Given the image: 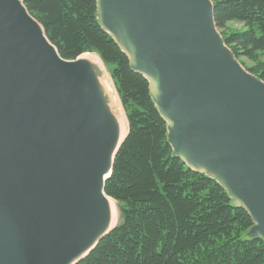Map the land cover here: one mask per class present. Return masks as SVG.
Instances as JSON below:
<instances>
[{"label": "water", "instance_id": "1", "mask_svg": "<svg viewBox=\"0 0 264 264\" xmlns=\"http://www.w3.org/2000/svg\"><path fill=\"white\" fill-rule=\"evenodd\" d=\"M97 7L149 83L173 156L215 180L264 242V82L225 44L212 0ZM80 58L60 56L23 0H0V264H79L115 229L105 186L128 135L103 73Z\"/></svg>", "mask_w": 264, "mask_h": 264}, {"label": "trees", "instance_id": "2", "mask_svg": "<svg viewBox=\"0 0 264 264\" xmlns=\"http://www.w3.org/2000/svg\"><path fill=\"white\" fill-rule=\"evenodd\" d=\"M212 1L218 30L232 22L246 27L223 40L237 59L258 63L253 72L264 82V0ZM23 2L63 59L90 52L117 66L113 78L129 122L105 186L121 223L79 264H264V242L247 237L249 214L215 180L173 156L149 83L100 26L97 0Z\"/></svg>", "mask_w": 264, "mask_h": 264}, {"label": "bare ground", "instance_id": "3", "mask_svg": "<svg viewBox=\"0 0 264 264\" xmlns=\"http://www.w3.org/2000/svg\"><path fill=\"white\" fill-rule=\"evenodd\" d=\"M80 59H83L85 61H87L88 63L91 64V66L99 73H103V77L101 80V85L102 88L104 90L105 96L108 100L109 103V107L110 109L115 113V117L120 129V135H121V140H123L127 134V124H126V118L124 115V111L122 109V106L117 98V96L115 95V92L113 90V87L111 85V83H109V78L107 77V74L104 70L103 64L101 62V60L94 55H84L82 56ZM110 202V207H111V214H112V225L111 227H113L116 224V219L118 218V208L116 203L109 199Z\"/></svg>", "mask_w": 264, "mask_h": 264}, {"label": "rangeland", "instance_id": "4", "mask_svg": "<svg viewBox=\"0 0 264 264\" xmlns=\"http://www.w3.org/2000/svg\"><path fill=\"white\" fill-rule=\"evenodd\" d=\"M213 2V1H212ZM97 18H98V13H97ZM99 21V20H98ZM100 24V23H99ZM101 26V25H100ZM246 30V27L244 26V24L242 23H239V22H232V23H229L226 27V29L223 31V30H219V33L221 34L222 38H223V35H229V34H232L234 32H241V31H245ZM47 36V35H46ZM49 40V39H48ZM229 48V47H228ZM230 49V48H229ZM231 50V49H230ZM232 51V50H231ZM87 54H90V55H94V56H97L102 64H103V67H104V70L107 74V77L109 78V83H111L112 87H113V90L115 92V95L117 96L121 106H122V109L124 111V115H125V118H126V124H127V134L126 136L129 134V122H128V118H127V113H126V110H125V107L123 105V102L121 100V97L119 96V93H118V90H117V85H116V81L115 79L113 78V74L117 68L116 65H112V64H105L103 62V60L101 59L100 55H98L97 53H84L82 55H80L78 58L84 56V55H87ZM234 54V53H233ZM261 54V53H260ZM235 56V55H234ZM236 57V56H235ZM77 58V59H78ZM237 59V58H236ZM73 61V60H72ZM237 61L243 66V68L249 72L250 74H252L253 76L257 77L258 79L259 76H257L253 70L255 68H257L258 66V63H253L252 61H250L249 59L245 58V57H242V58H238ZM261 62H264V57L261 58ZM125 136V137H126ZM128 137V136H127ZM126 137V138H127ZM111 200H113L116 205H117V208H118V218L116 219V224L113 226V227H117L120 223H121V212H120V206H119V203L114 200L113 198L109 197Z\"/></svg>", "mask_w": 264, "mask_h": 264}]
</instances>
